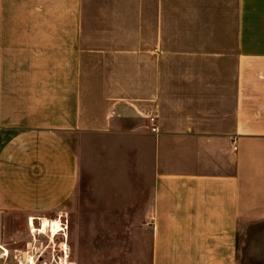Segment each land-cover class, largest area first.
Returning a JSON list of instances; mask_svg holds the SVG:
<instances>
[{"label":"crops","instance_id":"0c3cea01","mask_svg":"<svg viewBox=\"0 0 264 264\" xmlns=\"http://www.w3.org/2000/svg\"><path fill=\"white\" fill-rule=\"evenodd\" d=\"M94 169L96 217L128 219L135 248L143 220L144 264H245L264 235V0H0L2 245L24 251Z\"/></svg>","mask_w":264,"mask_h":264},{"label":"rangeland","instance_id":"374dc122","mask_svg":"<svg viewBox=\"0 0 264 264\" xmlns=\"http://www.w3.org/2000/svg\"><path fill=\"white\" fill-rule=\"evenodd\" d=\"M89 176L90 184L93 183V185L88 189L81 186L78 188L73 209L63 214L62 218L63 222L69 223L67 243L70 264H144L145 234L143 228L140 227L143 220H137L135 248L134 236L130 234L128 219L96 217L97 212L105 210L104 208H107L108 205L103 202L97 203L98 194L102 196L105 193L102 186H96L97 170L94 169ZM108 178L112 179L111 173ZM87 198L88 202L86 203ZM17 219L13 221L15 222ZM50 221L55 220H41L34 223L37 229L43 223V231H40L42 235L36 234L33 237L31 234L34 221L31 220V233L27 238L31 245L28 243L24 249L26 252L29 245L30 248H35L32 251L37 253V256L42 255L43 264H53V258L60 257L59 245L64 242L59 235L60 222H55L58 236L51 238L54 228ZM9 230L10 227L5 226L6 235ZM253 230L256 233L250 234L245 245L242 244L244 247L242 261L245 264H264V235L257 234V229Z\"/></svg>","mask_w":264,"mask_h":264},{"label":"built area","instance_id":"2783aa9c","mask_svg":"<svg viewBox=\"0 0 264 264\" xmlns=\"http://www.w3.org/2000/svg\"><path fill=\"white\" fill-rule=\"evenodd\" d=\"M152 121L154 120L152 119ZM153 132H156V129H153ZM55 222H60L62 225L61 227L63 231L59 232L60 233L59 235L61 236V238H63L64 242H61L59 245V251L61 252L60 257H58V259L53 258L52 263L53 264H70L69 262L70 254H69V247L67 243V240H68L67 230L69 228V223L67 221L63 222L62 218H59L55 221H50L51 226H53L54 228V231L51 233V238H55L56 236H58V235L55 236V234L58 233L57 232L58 229H57ZM30 229H31V221H30ZM42 229H43V223L41 224V227L37 229L38 230L37 233H35L34 235L31 234V235L33 237H35L36 234L42 235L40 234V231H43ZM30 245L27 246L28 249L26 252L24 251L11 252L9 249L4 247L2 243L0 242V264H43L42 255L37 256V253H34L32 251L33 249L35 250V248L33 247L30 248Z\"/></svg>","mask_w":264,"mask_h":264},{"label":"bare ground","instance_id":"6f19581e","mask_svg":"<svg viewBox=\"0 0 264 264\" xmlns=\"http://www.w3.org/2000/svg\"><path fill=\"white\" fill-rule=\"evenodd\" d=\"M34 223H35V222H33V225H32V226H33V230H32V234H33V235H34L35 233H37V230H36V227H35ZM61 226H62V225H60V230H59L60 232L63 231V229H62ZM56 235H57V234H55V236H56Z\"/></svg>","mask_w":264,"mask_h":264}]
</instances>
